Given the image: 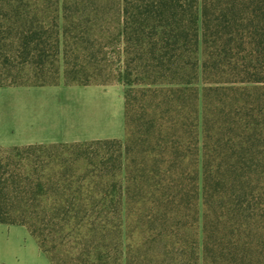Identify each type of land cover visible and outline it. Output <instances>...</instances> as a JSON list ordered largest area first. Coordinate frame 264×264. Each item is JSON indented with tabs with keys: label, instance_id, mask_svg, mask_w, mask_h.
Masks as SVG:
<instances>
[{
	"label": "trees",
	"instance_id": "trees-1",
	"mask_svg": "<svg viewBox=\"0 0 264 264\" xmlns=\"http://www.w3.org/2000/svg\"><path fill=\"white\" fill-rule=\"evenodd\" d=\"M61 61L116 66L126 138L0 149V224L51 264L64 234L72 263L264 264V0H0V80L56 75L0 88Z\"/></svg>",
	"mask_w": 264,
	"mask_h": 264
},
{
	"label": "crops",
	"instance_id": "crops-1",
	"mask_svg": "<svg viewBox=\"0 0 264 264\" xmlns=\"http://www.w3.org/2000/svg\"><path fill=\"white\" fill-rule=\"evenodd\" d=\"M127 88L57 85L0 88V149L125 140ZM0 264H51L22 227L0 224Z\"/></svg>",
	"mask_w": 264,
	"mask_h": 264
},
{
	"label": "rangeland",
	"instance_id": "rangeland-1",
	"mask_svg": "<svg viewBox=\"0 0 264 264\" xmlns=\"http://www.w3.org/2000/svg\"><path fill=\"white\" fill-rule=\"evenodd\" d=\"M82 62V61H81ZM81 62H79L81 64ZM79 79L76 81L77 83H85V84H98V83H113V82H117L118 80V73L116 71V66L112 65V62H109L108 65L106 67H104V69L102 70H95L93 68H90L89 66H87L85 64V68L83 69L82 65L79 67ZM65 71V68H64ZM103 71V72H101ZM10 77H5V78H1L0 81H2L5 84H12V83H24V84H38V83H51V82H55L56 80V75L54 73H51L49 75H42V76H38L37 74H35V72L26 69L23 72L20 71H14L11 72ZM2 76H5V74H2ZM141 98V99H140ZM141 100H143L141 102ZM143 103V105H146V103L144 102L143 96H139V105H141ZM139 105H135L134 106V110H133V129L134 132H137L136 129V123L137 120L140 119V117L142 116V106ZM23 170V174H18L19 176V180L23 179L24 177H26L25 175H29L30 173L28 172H24L25 168L20 167ZM21 170V171H22ZM27 171H30V168L26 169ZM203 225H201V229H200V239H201V243H203L204 241V230H203ZM65 237L63 236H58L57 237V244L58 245H62V246H58V252L57 255L60 257L59 260V264H79V261L76 260L78 259V257H80V254H74L73 259H75V261L72 263L70 262V258L71 256L68 255L67 250H69L70 247H75L77 246V237L73 236V237H67L64 234ZM111 242L110 240L107 241H97V247H103L105 245H110ZM81 249V248H79ZM83 254V253H81ZM102 254L104 256H108L109 260L108 262L110 264H112V249L111 247L108 249H103L102 250Z\"/></svg>",
	"mask_w": 264,
	"mask_h": 264
}]
</instances>
